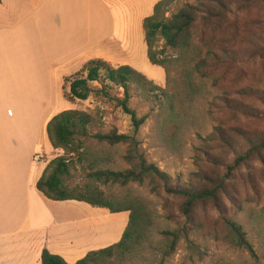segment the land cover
<instances>
[{
    "label": "rangeland",
    "instance_id": "374dc122",
    "mask_svg": "<svg viewBox=\"0 0 264 264\" xmlns=\"http://www.w3.org/2000/svg\"><path fill=\"white\" fill-rule=\"evenodd\" d=\"M90 1L88 13L83 6L85 0H33L30 17L21 24L30 46L9 61L14 64L0 66V89L6 84L15 101L32 104L46 101L49 112L55 108L92 114L88 136L78 137L88 152L87 159L81 163L72 159L70 175L62 176L63 186L74 192L100 191L114 202L137 200L145 206L152 220L149 239L143 242V249L137 250L131 260L114 264H264V148L259 155H249L243 163H234L249 150L250 140H264V100L261 99L264 96V0H225L230 13L219 29L196 25V38L215 42L217 53L225 55L212 73L217 78L216 86L207 79L198 95L177 106L176 110L183 108L178 116L171 114L168 99L159 93L132 90L129 106L138 117L145 116L136 135L138 151L147 163L169 176L171 185L199 186L203 183L198 176H226L216 201L197 203L186 217L181 213L183 200L179 196L161 187L153 192L149 181L103 184L88 176L92 158L97 160L95 167L101 169L123 171L130 168L124 158L125 145L98 144L91 137V134L106 133L112 128L118 133L131 134L128 115L94 96L85 101H66L63 82L54 81L45 92V66L56 61L57 56L45 59L44 46L62 34L65 37L73 34L81 43L86 41L88 34L90 37L95 34L97 38L104 36L109 32L112 18L113 24L119 26L126 22L128 27L129 51L126 55L118 54L117 58L126 61L124 65L131 66L154 84L166 86L163 68L148 61L142 32V20L152 14L159 0ZM195 1L176 0L169 11L183 2ZM72 70L65 67L63 79L76 72L71 73ZM175 75L172 73V77ZM177 87L170 92L177 94ZM227 100L249 106L257 116L239 113L238 109H233L235 104ZM24 114L27 118V109ZM216 128L219 131L215 132ZM40 151L43 152L42 160L47 159L45 143ZM85 206L95 209L90 222L97 232L114 229L112 239H115L122 222L109 220L99 211L101 208ZM125 215L128 217V212ZM225 219L242 226L255 250V258L229 241ZM165 232L180 234L168 254V245L163 240ZM184 236L199 246L201 258L191 257Z\"/></svg>",
    "mask_w": 264,
    "mask_h": 264
},
{
    "label": "trees",
    "instance_id": "16d2710c",
    "mask_svg": "<svg viewBox=\"0 0 264 264\" xmlns=\"http://www.w3.org/2000/svg\"><path fill=\"white\" fill-rule=\"evenodd\" d=\"M176 0H159L153 6L152 14L142 20L143 39L146 45L148 61L163 68L165 72L164 88L148 80L143 74L129 65L113 66L101 58H94L84 63L74 74L63 79V96L66 101H85L94 96L101 101H108L130 118L132 133H118L110 129L106 133H94L91 137L98 144L108 146L125 145L124 156L130 168L123 171H113L95 167L97 160L89 161L88 176L103 184L126 185L131 182L143 183L149 181L150 188L156 192L161 187L169 194L179 196L183 203L181 213L187 216L191 209L206 200L216 201L218 193L224 185L226 176H198L202 185L189 186L169 183V176L153 164L146 162L138 151L136 139L145 116L138 117L130 104L133 89H140L147 94L159 93L168 99V107L172 115L178 116L188 99L198 95L209 79L213 86L217 78L212 73L217 64L224 58L215 50V42H203L197 39L194 28L198 24L219 29L227 21L230 13L225 0H196L195 3L183 2L174 11L169 8ZM175 73V77H172ZM97 84L98 86H93ZM178 86V93L170 92ZM121 91V92H120ZM247 96L248 93L242 92ZM264 100V96H261ZM227 99V98H226ZM235 104L233 109L249 117H256V112L249 106L237 100H227ZM93 116L91 113L67 109L60 111L49 119L46 125L47 139L53 149L63 151L50 160L39 180L36 188L47 199L53 201L76 200L87 203L92 207L104 208L110 213L128 212V220L121 238L109 246L89 251L83 258L73 264H114L131 260L137 250H142L144 241H148V234L152 225L151 215L145 206L137 200L122 199L114 202L112 197L100 191L92 193L74 192L67 190L62 183V176L70 175V164L73 158L80 163L86 160L84 143L78 137L88 136V127ZM219 131L218 128L215 132ZM243 137V136H242ZM77 140V141H76ZM76 141V143H75ZM229 143V142H228ZM249 150L235 159L234 163H243L249 155H259L264 148V140L249 141ZM224 227L229 241L239 249L245 250L252 257H256L252 244L246 237L242 226L232 219L224 220ZM163 240L166 242V254L173 250L179 240L177 232H165ZM185 235V234H184ZM185 237L187 249L191 257L201 258L199 246ZM169 241V242H168ZM41 264H69L61 256L50 253L47 249L41 252Z\"/></svg>",
    "mask_w": 264,
    "mask_h": 264
},
{
    "label": "crops",
    "instance_id": "0c3cea01",
    "mask_svg": "<svg viewBox=\"0 0 264 264\" xmlns=\"http://www.w3.org/2000/svg\"><path fill=\"white\" fill-rule=\"evenodd\" d=\"M32 2L0 0V66L14 64L9 61L26 51L29 39L21 24L30 17ZM83 6L90 13L91 1L85 0ZM109 26V32L99 38L88 34L81 43L73 34H62L44 46L45 59L57 56L56 61L45 66V92L54 81L62 84L65 67L73 68V73L94 58L115 67L124 65L126 61L117 57L129 51L127 23L118 26L112 18ZM24 109L28 110L27 118ZM58 112L55 108L49 112L46 101H15L6 84L0 89V264H41L43 249L73 264L89 251L119 241L126 226V212L110 213L101 208L99 211L109 220L122 222V229L112 239L114 229L98 233L91 224L95 209L85 206L87 203L53 201L37 190L36 183L47 163L63 153L51 147L46 135L49 119ZM44 143L48 147V153H44L47 159L35 161L33 155L43 154L40 149Z\"/></svg>",
    "mask_w": 264,
    "mask_h": 264
},
{
    "label": "built area",
    "instance_id": "2783aa9c",
    "mask_svg": "<svg viewBox=\"0 0 264 264\" xmlns=\"http://www.w3.org/2000/svg\"><path fill=\"white\" fill-rule=\"evenodd\" d=\"M33 159H34L35 161L42 160V159H43V155L40 154V153H36V154L33 155Z\"/></svg>",
    "mask_w": 264,
    "mask_h": 264
}]
</instances>
